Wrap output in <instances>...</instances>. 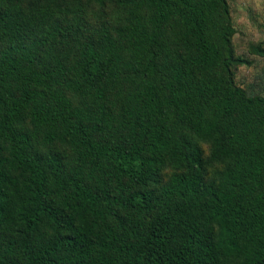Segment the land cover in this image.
I'll list each match as a JSON object with an SVG mask.
<instances>
[{
	"label": "trees",
	"instance_id": "1",
	"mask_svg": "<svg viewBox=\"0 0 264 264\" xmlns=\"http://www.w3.org/2000/svg\"><path fill=\"white\" fill-rule=\"evenodd\" d=\"M58 3L1 4L0 264H264V98L234 84L226 1L141 0L147 22L103 39ZM171 30L223 85L160 64ZM177 120L210 142L219 180Z\"/></svg>",
	"mask_w": 264,
	"mask_h": 264
},
{
	"label": "rangeland",
	"instance_id": "2",
	"mask_svg": "<svg viewBox=\"0 0 264 264\" xmlns=\"http://www.w3.org/2000/svg\"><path fill=\"white\" fill-rule=\"evenodd\" d=\"M141 0H65L67 9L58 3L53 7L58 19L65 26H75V30L92 38L109 36L117 38L120 31L133 26L142 20L147 22L151 8L147 3L140 4ZM229 11L231 35L232 60L229 64L234 84L242 88L247 96L264 98V0H225ZM0 10L4 7L1 6ZM60 6V9H58ZM212 20L210 34L225 57L224 46L219 42L220 32L224 18L219 15L217 5H212ZM117 33V34H116ZM170 35V36H169ZM166 46L160 55V64L183 67L189 65L192 78L200 84L203 80L212 79L223 82V71L220 67L212 69H197L191 66V42L186 38H179L172 30L166 34ZM224 54V55H223ZM190 63V64H189ZM192 67V69H191ZM179 134L186 137L203 150L208 162V176L219 180V174L224 170L225 164L212 159V146L209 141L196 137L186 124L177 120ZM42 151V150H41ZM43 152H58L70 160L68 150L60 145H53L43 149ZM171 166L161 168V181L171 175ZM237 258L230 256L228 264H236Z\"/></svg>",
	"mask_w": 264,
	"mask_h": 264
}]
</instances>
